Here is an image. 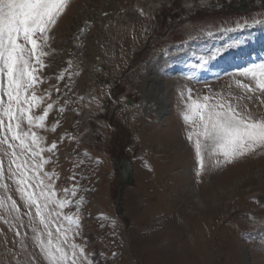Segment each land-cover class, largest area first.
Masks as SVG:
<instances>
[{"label": "rangeland", "instance_id": "374dc122", "mask_svg": "<svg viewBox=\"0 0 264 264\" xmlns=\"http://www.w3.org/2000/svg\"><path fill=\"white\" fill-rule=\"evenodd\" d=\"M243 1L249 4L241 12L236 2ZM258 32L264 34V0H69L49 34L38 86L45 102L37 114L48 103L53 109L36 131L45 148L57 144L55 153H44L50 162L43 169L54 174L57 196L79 184L75 242L85 248L86 264H264V149L220 166L206 159L197 175L183 120L188 89L195 97L242 95L235 80L250 81L236 71L264 60V52L247 53ZM234 41L240 46L227 47ZM216 48L224 51L208 65L227 68L211 78L166 71L172 57L188 69ZM228 51L254 60L226 64ZM248 107L264 114L255 103ZM115 154L130 163L133 183L123 188ZM5 182L10 191L0 189V197L17 201L25 226L0 219V264H44L28 210ZM0 217L17 223L6 209Z\"/></svg>", "mask_w": 264, "mask_h": 264}, {"label": "snow or ice", "instance_id": "6c2138e0", "mask_svg": "<svg viewBox=\"0 0 264 264\" xmlns=\"http://www.w3.org/2000/svg\"><path fill=\"white\" fill-rule=\"evenodd\" d=\"M68 4L69 0H0V189L6 194L10 191L6 179L15 185L28 210L24 215L44 264H86L87 260L85 248L75 242L81 234V202L74 199L79 184L65 188L63 198L57 196L51 183L54 174L43 171L50 162L44 153H55L57 144L45 148L36 131L45 127L53 109L48 103L42 114H37L45 102V97L38 95V86L43 83L40 73L46 67L49 34ZM239 46L240 42L234 41L227 47ZM223 51L216 48L197 57L192 71L205 69ZM235 75L250 81L235 80L242 90L240 96L195 97L188 89L183 120L189 128L186 136L195 152L197 175L205 171L206 159L220 166L264 149V114L254 115L248 107L249 103L264 107V60L238 69ZM186 78L196 77L189 74ZM70 206L76 211L68 214L64 209ZM0 209L14 216L15 224L0 217L10 228L25 226L21 206L11 195L0 197ZM15 236L20 237V231Z\"/></svg>", "mask_w": 264, "mask_h": 264}, {"label": "bare ground", "instance_id": "6f19581e", "mask_svg": "<svg viewBox=\"0 0 264 264\" xmlns=\"http://www.w3.org/2000/svg\"><path fill=\"white\" fill-rule=\"evenodd\" d=\"M258 37H259V39H258V43H256L255 44V46L254 47H251V48H249L248 49V51H247V53L251 56V55H257V53H262V52H264V34H262V33H260V32H258ZM245 42L246 43H250V44H252L253 42L252 41H243V43L245 44ZM73 44V43H72ZM77 47V46H76ZM248 55V57L246 58V55L245 54H242L241 55V57H239V54H237V53H234V52H230V51H228L227 52V54L226 55H224L223 57H222V59H224V58H226V62L228 63V64H231V61H232V59H235V60H237V61H240V58H246V59H250V60H253V57H250ZM259 56V55H258ZM162 58V57H161ZM163 59V61L165 62V61H167L168 60V58H165V60H164V58H162ZM167 59V60H166ZM171 59H173L171 62H169V63H171L172 64V68H171V66L170 65H168V68H166V71L167 70H170L171 69V74H173V76H174V74H176V73H178V72H184L185 71V69L183 68V66H182V64L184 63V65H186L187 64V61H185L184 62V60L182 59V58H177V57H172ZM163 63V62H162ZM222 63L221 62H218V61H216V63L215 64H212V65H207V67L205 68V69H203V70H201V71H198V72H193L192 71V69H190V70H188L187 71V74H184L183 76L185 77V75H189V74H191V75H193V76H195V77H197V73L199 74V75H201V76H205V77H210V76H212L213 74H216V72H218L219 71V69L221 70V68H223L224 66L223 65H221ZM74 65V64H73ZM218 66V67H217ZM170 67V68H169ZM176 67H179L180 69H178V70H176L175 68ZM159 68L162 70V68H163V64H161L160 66H159ZM143 70V69H142ZM141 70V71H142ZM161 70H159V72L161 73ZM144 73V72H143ZM144 77V76H143ZM177 77V76H176ZM163 112V111H162ZM149 114V113H148ZM164 113H161V115H163ZM264 231V230H263ZM264 237V236H263Z\"/></svg>", "mask_w": 264, "mask_h": 264}, {"label": "water", "instance_id": "95a60500", "mask_svg": "<svg viewBox=\"0 0 264 264\" xmlns=\"http://www.w3.org/2000/svg\"><path fill=\"white\" fill-rule=\"evenodd\" d=\"M243 4L246 5L245 2H243ZM123 166H124V177L121 180V186H124L127 183H131V180H130V177H129V173H130L129 163L128 162H124L123 163Z\"/></svg>", "mask_w": 264, "mask_h": 264}, {"label": "flooded vegetation", "instance_id": "af4514ba", "mask_svg": "<svg viewBox=\"0 0 264 264\" xmlns=\"http://www.w3.org/2000/svg\"><path fill=\"white\" fill-rule=\"evenodd\" d=\"M115 157H113L114 158V163H116V164H114V168H115V171H116V173L118 172H123V167L119 164V162L117 161V159H119V157H118V155H114Z\"/></svg>", "mask_w": 264, "mask_h": 264}]
</instances>
